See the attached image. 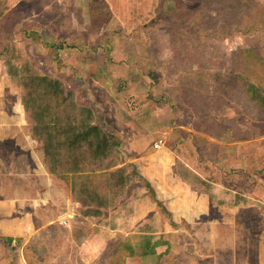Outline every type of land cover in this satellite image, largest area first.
Wrapping results in <instances>:
<instances>
[{"label": "rangeland", "instance_id": "1", "mask_svg": "<svg viewBox=\"0 0 264 264\" xmlns=\"http://www.w3.org/2000/svg\"><path fill=\"white\" fill-rule=\"evenodd\" d=\"M0 2L10 9L6 18L9 22L5 23L6 28L9 27L8 37H4L2 43L0 37V69L1 64L5 67L7 61L21 65L28 59L43 75L58 80V77H64L68 67L65 60L59 57L62 54L57 51L59 49L99 50L103 56L116 52L113 60L92 57L86 69L104 68L109 61L135 68L128 75L144 80L150 87L149 93L155 94V100L170 110L167 131L178 127L181 130H198L196 127L199 125L210 126L209 130L215 131L217 125L215 127L213 123L216 121L221 129L235 128L239 140L234 142L236 145L231 147L232 150L226 146L217 148L215 141L213 143L207 136H196L186 144L198 148L204 158L218 166L220 187L216 192L219 198L236 202L237 197L244 193L254 201L235 209L231 220L233 227L218 220L222 227L228 229L227 237L212 236L203 229L197 239L187 233L183 224H178L179 230L175 232L177 244L179 247L184 243V246H189L201 240V244L208 248V252H201L202 264H264V217L259 214L260 204L264 203V0ZM4 33V28L0 26V36ZM41 44L47 52H40ZM1 77L0 74V121L1 116L16 112L13 104L18 102V96L20 98L12 81L5 76L2 80ZM117 82L122 90L129 88L127 81L119 79ZM65 84L66 80L63 86L71 92ZM163 91L168 104L161 100ZM164 116L169 118L166 114ZM3 145L9 144L0 143V149ZM3 157L0 155V160ZM10 157L12 159L6 162L15 161L13 156ZM243 162L247 165L246 169L238 168ZM232 164L236 169L231 167ZM242 170H246L245 173ZM146 198L151 199L150 196ZM125 205L112 221L128 231L133 219L129 212H125L128 204ZM142 209L144 207L140 205L138 210ZM161 220L160 214L154 220L151 218V226L161 228ZM88 222L90 227H76L72 237L54 226L31 236V246L35 244L36 250L29 252V263L123 264L124 255L129 250L121 245L122 250L116 253L117 237L108 241L104 248L103 243L93 239L95 250L89 248L91 242L83 246L92 232L93 221ZM135 242L146 246L147 241H132ZM208 244L215 248L210 249ZM166 248V254L173 260L167 257L170 261L163 263L160 254L158 263L200 264L198 260L191 261L183 252L172 253L168 251L169 247ZM9 250L0 241L2 262L17 264L18 253ZM162 250L158 249V252ZM203 254L211 257L206 259ZM135 264L153 262L139 259Z\"/></svg>", "mask_w": 264, "mask_h": 264}, {"label": "crops", "instance_id": "2", "mask_svg": "<svg viewBox=\"0 0 264 264\" xmlns=\"http://www.w3.org/2000/svg\"><path fill=\"white\" fill-rule=\"evenodd\" d=\"M9 11L10 9L5 11L0 18V26L5 32L0 36L1 43L4 37H8L9 27L6 28L5 23L9 22L6 19ZM43 50L44 53L48 51L44 45L39 51ZM57 51L63 54L59 57L64 59L68 66L65 68L64 77H58V80L60 79L62 84L66 80L65 85L74 94L75 102L91 110L94 116L93 124L118 140L119 146L109 161L115 169H124L130 182L125 196L114 199L111 206L102 211L101 216L83 215L85 209L71 200L64 183L48 173L43 163V150L38 140L29 134L21 100L17 94L18 102L14 101L13 104L16 112L1 116L0 121V127L6 128L5 132H0V143L9 144L3 145L0 149V155L5 156L0 160L2 245L7 250L18 253L17 264H30L29 252L36 250L35 244L34 247L31 246L33 245L30 242L31 236L54 226L72 237L76 227L86 225L90 227L89 222H86L92 220L90 239L85 241L83 246L91 242L92 246L89 245V248L95 250L92 241L97 240L103 243L104 248L108 241L117 237L114 249L116 253L117 250H122L121 245L123 249L129 250L124 255L123 264H135L139 259L143 262L152 260L153 264H161L157 262L160 254L163 256V263L173 260L166 254V247H169L168 251L172 253L183 252L191 261L198 260L202 264L201 252L207 251V246L201 244L199 240L195 245L184 246V243L179 247L178 236L175 233L179 230L178 224H183L191 237L197 238L203 229L212 236L215 234L222 236L221 238L227 237L225 235L228 229L222 227L218 220H223L225 225L233 227L231 220L235 216V209L243 208L254 200L244 193L237 197L236 202L233 199L219 198L216 192L217 187H220L218 166L204 158L198 148L186 143L188 140L193 141L196 136H207L213 143L215 141L217 148L226 146L232 150L231 147L236 145L234 142L239 140L235 128L230 126L221 129L216 121L213 123L215 127L217 125L215 131H210V126L206 125L195 126L198 130H181L178 127L169 129L171 133L169 137V131L166 129L169 128L167 123L170 121L168 116L171 114L168 113L170 110L155 100V94L149 93L150 87L144 80L128 75L135 68L109 61L108 64L105 63L104 68H94L91 71L86 69L92 57L97 60L111 58L113 60L116 52L103 56L99 50L91 52L86 48ZM1 65L0 74L4 80L5 67ZM119 79L127 81L129 88L125 87L123 90L119 88L117 82ZM4 86L3 82L2 87ZM84 91L86 93H82ZM161 100L168 104L164 91ZM155 108L157 109L154 111ZM165 114L169 118L165 117ZM127 118L136 124V129L133 130L126 124ZM168 139L172 142H168ZM10 156H13L15 161L6 162ZM233 164L231 167L235 168ZM246 166L243 162L238 168L246 169ZM245 171L242 170V173ZM254 193L259 194L256 190ZM147 195L150 196V200L146 198ZM125 204H128L125 212H129L133 219L131 229L128 231L121 229L120 224L112 221L121 208L126 206ZM140 205L144 207L141 211L138 210ZM261 205L264 207V203ZM159 214L162 218L161 228L156 229L151 226V218L154 220ZM259 214L264 217L261 211ZM135 239L147 240V248L142 244L132 243ZM208 246L212 250L215 248L210 244ZM37 247L40 251L39 246ZM158 249L163 250L158 252ZM203 255L206 259L211 257L208 254ZM167 257L170 260H167ZM259 257L261 262L262 255ZM132 260L134 262L130 263ZM2 261L0 259V264H9Z\"/></svg>", "mask_w": 264, "mask_h": 264}, {"label": "trees", "instance_id": "3", "mask_svg": "<svg viewBox=\"0 0 264 264\" xmlns=\"http://www.w3.org/2000/svg\"><path fill=\"white\" fill-rule=\"evenodd\" d=\"M6 8L0 2V18ZM4 75L20 94L27 129L43 150L48 173L64 183L71 200L85 209L83 215L101 216L125 196L130 182L127 172L109 161L118 140L93 124L91 110L79 106L59 80L43 75L28 59L21 65L7 61ZM126 124L137 127L129 118ZM260 211L264 215L262 205Z\"/></svg>", "mask_w": 264, "mask_h": 264}, {"label": "built area", "instance_id": "4", "mask_svg": "<svg viewBox=\"0 0 264 264\" xmlns=\"http://www.w3.org/2000/svg\"><path fill=\"white\" fill-rule=\"evenodd\" d=\"M159 144H161V141H159ZM155 147H158L157 145H155Z\"/></svg>", "mask_w": 264, "mask_h": 264}]
</instances>
